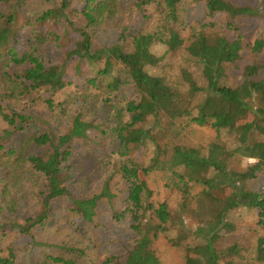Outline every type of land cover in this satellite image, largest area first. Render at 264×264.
<instances>
[{
	"label": "trees",
	"instance_id": "obj_1",
	"mask_svg": "<svg viewBox=\"0 0 264 264\" xmlns=\"http://www.w3.org/2000/svg\"><path fill=\"white\" fill-rule=\"evenodd\" d=\"M252 14L0 0V264H264V39L244 62L229 35Z\"/></svg>",
	"mask_w": 264,
	"mask_h": 264
},
{
	"label": "rangeland",
	"instance_id": "obj_2",
	"mask_svg": "<svg viewBox=\"0 0 264 264\" xmlns=\"http://www.w3.org/2000/svg\"><path fill=\"white\" fill-rule=\"evenodd\" d=\"M239 6H245L248 8V10L253 9V11L256 12V15H243L242 17L237 19V31H230L229 35L231 38L237 39L238 36L241 37V49L242 53L245 56L244 62H252V55L250 54V48L249 45L253 44V41L258 38L264 39V0H234ZM192 12L195 14H192L189 16V20L192 22V24H203V23H214L216 28H222L226 29L228 24V19L226 16H224L221 13H213L208 14L206 12V9L201 6V3H197L193 6ZM147 56H151L150 52H146ZM71 76V75H69ZM75 85L68 86L67 89L73 90ZM254 161V159H250L249 162ZM87 176L89 177L90 181L96 182V180H93L95 178V175H93L91 179V174L87 172ZM104 219V218H102ZM105 220V219H104ZM57 219L53 217L51 223H49L44 229L42 236L40 238V241H43L44 243H50L49 240H53V237L62 238L64 237L68 231L69 227H67L63 222H61V229L59 231V224H57ZM103 223V222H102ZM124 222H121L117 224V227L125 231L127 225L123 224ZM72 230V228H71ZM73 231V230H72ZM72 233V232H71ZM128 233V232H127ZM89 235L91 237L94 236V232H90ZM55 237V238H56ZM82 240H86L87 238H81ZM175 255L180 257L181 255H184V252L182 250H174L172 257V263L173 264H179L180 259L177 261L174 260Z\"/></svg>",
	"mask_w": 264,
	"mask_h": 264
}]
</instances>
